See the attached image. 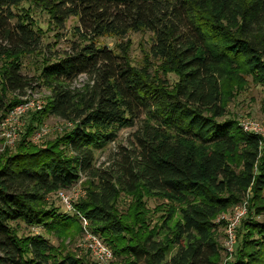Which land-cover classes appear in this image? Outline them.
<instances>
[{"label":"trees","instance_id":"16d2710c","mask_svg":"<svg viewBox=\"0 0 264 264\" xmlns=\"http://www.w3.org/2000/svg\"><path fill=\"white\" fill-rule=\"evenodd\" d=\"M22 1L0 0V118L32 83L50 94L14 149L0 152V264H95L62 252L42 233L19 234L17 226L59 235L82 231L81 216L123 264H219L217 215L248 189L262 197L256 213L264 208V141L224 117L222 90L227 69L264 80V0H36L57 28L77 19L68 48L53 54L42 48L31 15L15 10ZM139 30L151 33L152 57L176 75L172 88L133 65L122 44L114 49L99 42ZM32 53L45 57L37 74L27 76L22 58ZM81 74L85 82L72 87ZM45 114L73 125L38 147L30 136ZM141 115L135 148L120 152L114 167H95V151ZM81 175L86 195L72 201V212L48 201ZM120 193L167 198L179 217L170 226L174 208L160 215L165 233L159 238L155 226L146 230V217H132L140 201L130 205L131 214L120 213ZM244 223L252 235L243 242L257 254L236 253L227 264H264V220Z\"/></svg>","mask_w":264,"mask_h":264},{"label":"rangeland","instance_id":"374dc122","mask_svg":"<svg viewBox=\"0 0 264 264\" xmlns=\"http://www.w3.org/2000/svg\"><path fill=\"white\" fill-rule=\"evenodd\" d=\"M14 8L15 10H24L31 15L33 21L42 31V48L46 49L47 54L66 50L68 48L69 39H74L73 27L77 24V19L75 17H69L65 21L63 27L57 28L51 21L48 9L41 6L36 0H23L19 5L14 6ZM99 42L100 44L107 45L114 49H116V47L120 48L122 44V50L126 53L127 59L133 65L144 68V70L149 72V75L154 78L166 80L168 88H172L176 82V75L173 72L166 71L161 65L160 60L152 57L150 51L152 39L149 31H129L124 37L103 36L99 38ZM44 57L45 55L43 53L24 55L22 58V73L27 76H34L37 74L38 69L43 63ZM85 80L86 76L81 74L71 83V86L80 87ZM29 90L31 91L29 96L31 98L35 97L39 99V103L42 104L41 109H43L50 94V89L41 83H32V87H30ZM222 90L224 93L225 106L224 117L237 120L240 126L245 123H255V134L261 138V145L264 141V80L252 78L239 68L232 70L227 69L226 77L222 82ZM10 97L11 95H8V98ZM20 97L21 96H19V98ZM35 111L39 110L28 111L23 116L18 117V121H11V124L14 125L18 134L17 139L12 146L7 145L6 137L2 134L5 129L0 128V152L4 150L5 144L6 147L11 148L12 150L14 149L20 136L24 133L31 115H34ZM5 116L6 115L0 118V122ZM143 117L144 115H141L140 120H138L133 127L120 129L117 132L116 138L112 142L103 149L95 151V167L100 169H104L107 166L114 167L115 163L120 159V152H127V149L133 150L135 148L136 141L134 140L133 132L140 129L142 125L141 118ZM34 124L35 128L30 139L35 145L37 144L38 147L45 144L46 141L53 140L57 135L68 131L73 125L71 121L49 114H45L44 120L41 123L35 122ZM9 127V125L6 126V130ZM42 128H45V132L38 136L37 134L41 132ZM234 168L236 170L242 168V162L239 157L236 159V165ZM85 181L86 177L81 175L80 179L70 188L49 193L47 196L48 201L58 207L61 211L72 212V201L83 198L86 195ZM262 196H264V191ZM64 198L69 199L70 206H67L64 203ZM135 200L140 201L142 209L139 206L132 208V217H136V220L146 217L148 226H146V230H150L151 227L155 226L156 230H160L159 238L165 233L164 229L160 228L163 223L161 221L162 216L160 215H164L170 208H174L172 216L170 219H167V224L170 226H172L174 221L179 217V211H177L178 206H175V203H172L167 198L146 193H141L140 195L120 193L117 200V209L121 214L129 215L131 214V212H128L129 207L135 202ZM260 203H263L262 197L254 198L251 191L248 189L244 197L238 203L228 206L217 215L215 223L220 224L216 232L217 241L219 243V251L216 255V259L219 264H227L234 260L237 254L244 252H250L254 255L257 254L255 251L258 250H255V246H252V244L245 245L244 243L245 240L249 242L250 235H252L251 230L246 226L244 221L247 217H252L258 221L264 220V208H262L259 213H256V205L258 204V207ZM144 207L146 210H143ZM237 209H241L242 214L230 231L232 235V238L230 239V233H228L227 229L229 222L228 218L230 217V219H232V217H234V211ZM144 214L145 216H143ZM17 226L19 234L42 233L49 238L52 244L58 246V248H62L64 250L60 249L62 252L67 251L78 258L82 257L84 260L88 259L92 263L95 262L93 254L87 247L88 240L86 239V234L84 233L83 228L82 231H76L74 230V227L68 228L65 232H61V234L57 235L53 232H46L40 226L27 227L23 224ZM253 236L256 237V235ZM174 251L175 249L172 253ZM260 259L263 260H260L261 262H264L263 255L260 256ZM112 264H123V262L116 260L115 257L114 263Z\"/></svg>","mask_w":264,"mask_h":264},{"label":"built area","instance_id":"2783aa9c","mask_svg":"<svg viewBox=\"0 0 264 264\" xmlns=\"http://www.w3.org/2000/svg\"><path fill=\"white\" fill-rule=\"evenodd\" d=\"M30 94H31V91L27 89L26 93L20 97L21 101L15 106L11 107L10 110L5 114L6 116L0 122V128L5 129V131H3L2 134L3 136L6 137V143L9 146H12L15 143L17 136H18L14 125L11 124V121L12 120L18 121V117L23 116L28 111L40 110L42 107V104L39 103V99L35 97L31 98L29 96ZM8 125L10 127L6 130V126ZM241 127L244 131L256 133L255 123H245L241 125ZM43 132H45V128H42L41 132H39L37 135L40 136L41 134H43ZM4 146H6V144ZM64 199H65L64 203L67 206H70L69 199L67 198H64ZM241 214H242V210L237 209L234 211V217L231 216L232 219H230V217L228 218L229 222H228L227 229H228V233H230L229 234L230 239L232 238L230 231L233 228L235 222H237ZM81 221H82L83 231L86 234V239L88 240L87 247L90 250V252L93 254L95 258V263L96 264L114 263L115 256L111 248L108 245H106V243L101 239L100 236H98L96 233H93L88 228V221L85 217L81 216Z\"/></svg>","mask_w":264,"mask_h":264}]
</instances>
